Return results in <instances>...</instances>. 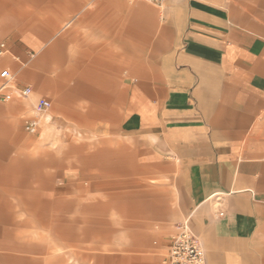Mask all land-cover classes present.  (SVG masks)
<instances>
[{
    "label": "crops",
    "instance_id": "obj_1",
    "mask_svg": "<svg viewBox=\"0 0 264 264\" xmlns=\"http://www.w3.org/2000/svg\"><path fill=\"white\" fill-rule=\"evenodd\" d=\"M52 1L44 20L0 42L8 48L0 74L8 70L17 89L33 90L29 99L15 93L0 102V185L6 153L25 146L19 100L33 107L46 99L52 106L42 123L56 130L67 183L93 193L130 190L124 203L94 200L99 208L158 212L140 223L139 238L151 229L159 248L121 249L115 254L125 264L133 255L167 264L184 221L203 241L206 264H264V0H165L152 8ZM32 118H22L24 129ZM53 159L49 153V167ZM125 223L132 240L133 222Z\"/></svg>",
    "mask_w": 264,
    "mask_h": 264
},
{
    "label": "rangeland",
    "instance_id": "obj_2",
    "mask_svg": "<svg viewBox=\"0 0 264 264\" xmlns=\"http://www.w3.org/2000/svg\"><path fill=\"white\" fill-rule=\"evenodd\" d=\"M2 2L0 0V4ZM53 2L10 1L7 10H0V42L8 43L11 36L27 30L31 19L44 20L46 5L50 7ZM136 2L155 7L145 0H133ZM140 76L133 75V79ZM155 76L147 75L150 79ZM19 102L26 106L18 116L25 146L21 144L20 149H9L6 153V183L0 185L4 188L0 190V264H125L124 255L115 254L121 249H158L160 238L151 234V229L146 237L139 238L140 223L157 220V210L146 208L142 214L129 211L126 215L124 206H94V200L98 199L114 204L109 199L115 198L118 203H124L130 190L93 193L89 188L85 189L86 184L81 183L79 187L67 183L71 177L62 176L60 148L52 142L56 130L43 122L36 134H28L22 118L34 116L33 107L27 101ZM30 153L34 155L36 165L28 164ZM49 153L54 158L52 167L46 161ZM132 191L135 200L137 192L135 188ZM130 219L133 222L132 240L125 238V221ZM137 258L141 256L133 255L134 261L129 264H141Z\"/></svg>",
    "mask_w": 264,
    "mask_h": 264
},
{
    "label": "built area",
    "instance_id": "obj_3",
    "mask_svg": "<svg viewBox=\"0 0 264 264\" xmlns=\"http://www.w3.org/2000/svg\"><path fill=\"white\" fill-rule=\"evenodd\" d=\"M133 1V0H132ZM151 4L161 6L165 0H145ZM8 52L7 45L0 43V56ZM3 83L0 84V102L7 103L14 98L16 93L22 99H29L33 90L31 87L17 89L14 84V75L8 70L0 74ZM51 102L46 99H40L33 105L34 116L26 124L25 129L29 134H36L39 131L42 120L47 117L51 108ZM167 264H206V250L203 241L197 237L187 221L176 225V234L174 235L168 255Z\"/></svg>",
    "mask_w": 264,
    "mask_h": 264
}]
</instances>
